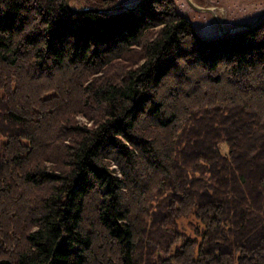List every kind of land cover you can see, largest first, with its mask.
<instances>
[{
	"label": "trees",
	"instance_id": "16d2710c",
	"mask_svg": "<svg viewBox=\"0 0 264 264\" xmlns=\"http://www.w3.org/2000/svg\"><path fill=\"white\" fill-rule=\"evenodd\" d=\"M0 264H264V20L0 0Z\"/></svg>",
	"mask_w": 264,
	"mask_h": 264
},
{
	"label": "rangeland",
	"instance_id": "374dc122",
	"mask_svg": "<svg viewBox=\"0 0 264 264\" xmlns=\"http://www.w3.org/2000/svg\"><path fill=\"white\" fill-rule=\"evenodd\" d=\"M137 1L138 0H118V4L134 6ZM193 1L199 6L211 7L213 12L196 10L187 0H175L176 10L186 15L204 37L219 36L221 26L227 31L236 25L252 22L264 11V0ZM78 119L80 121H86L83 116H78ZM182 224H187V221L182 220ZM187 229L190 232L192 231L189 226Z\"/></svg>",
	"mask_w": 264,
	"mask_h": 264
},
{
	"label": "water",
	"instance_id": "95a60500",
	"mask_svg": "<svg viewBox=\"0 0 264 264\" xmlns=\"http://www.w3.org/2000/svg\"><path fill=\"white\" fill-rule=\"evenodd\" d=\"M143 1H145V0H138L134 6H131L128 4H123V5L113 7V8L100 9V8H91V7H79V8H77V7L72 6L71 0H66L68 9L70 11L76 12V13H82V12L91 11V10L100 11V12H110V11H116V10L138 9ZM187 1L196 10L213 12V9L211 7L199 6L193 0H187ZM262 20H264V11L254 21L236 25L234 27H231L227 31H225L223 29V27L221 26L220 27V35H228L231 33H235L237 31L247 30V29L253 28V27L257 26Z\"/></svg>",
	"mask_w": 264,
	"mask_h": 264
}]
</instances>
